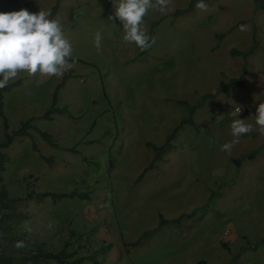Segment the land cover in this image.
Returning a JSON list of instances; mask_svg holds the SVG:
<instances>
[{
	"label": "rangeland",
	"instance_id": "rangeland-1",
	"mask_svg": "<svg viewBox=\"0 0 264 264\" xmlns=\"http://www.w3.org/2000/svg\"><path fill=\"white\" fill-rule=\"evenodd\" d=\"M8 1L0 12L57 5L73 66L61 77L22 72L3 95L8 130L30 119L51 143L32 129V140L0 149L2 186L16 199L6 207L0 200V254H56L68 242L66 253L84 264H151L152 253V264H264V135L250 117L264 101V0L203 1L207 11L198 1L183 14L191 0H171L144 17L155 40L147 50L126 43L119 19L109 20L113 0ZM64 77L55 108L66 111L42 119ZM239 77L241 87L219 92L221 81ZM236 119L254 130L229 154L221 146L234 139ZM171 133L172 148L151 167L146 144L160 146ZM239 158V167L230 162ZM44 191L89 199L27 197ZM159 214L178 222L158 226Z\"/></svg>",
	"mask_w": 264,
	"mask_h": 264
},
{
	"label": "clouds",
	"instance_id": "clouds-1",
	"mask_svg": "<svg viewBox=\"0 0 264 264\" xmlns=\"http://www.w3.org/2000/svg\"><path fill=\"white\" fill-rule=\"evenodd\" d=\"M170 3L171 0H113L115 13L109 20L119 19L126 43H134L141 50H147L155 40L149 37L143 26L144 17L150 9L165 12ZM196 7L203 11L208 9L203 0H199ZM50 15L49 11L44 10L37 13L27 9L0 12V89L22 72L29 76L39 73L47 77H61L72 68V45L59 21L50 19ZM101 40V33L97 32L94 38L97 49L101 48ZM234 111L239 114L241 107L236 105ZM250 117L254 118L259 132L264 135V101L259 103L256 114ZM230 127L234 139L221 146V150L229 154L239 143L240 136L254 130L253 124L244 119L232 121ZM16 246L24 247L23 241L17 242Z\"/></svg>",
	"mask_w": 264,
	"mask_h": 264
},
{
	"label": "trees",
	"instance_id": "trees-1",
	"mask_svg": "<svg viewBox=\"0 0 264 264\" xmlns=\"http://www.w3.org/2000/svg\"><path fill=\"white\" fill-rule=\"evenodd\" d=\"M15 0H9V2H14ZM199 0H191L188 7L183 10V11H178L177 14H183V13H187L190 11H193L195 9V4L198 2ZM203 1H208V0H203ZM57 11V5L53 6L50 10V19H54V16L56 14ZM230 55L232 56H239L241 55L240 52L235 51V50H231ZM249 54H246V56H248ZM245 56V57H246ZM67 77H64V80L61 81V83L55 88L53 96H52V100H51V104H50V108H48L44 114L42 115V119H46L49 120L51 119V116L55 113H63L66 110H57L55 108L56 103H57V91L58 88L63 85L66 80ZM20 84V80H17L13 83L8 84L5 88L0 89V121H1V127L4 131V138L3 140L0 141V149H5L8 148L13 140L15 138H22V137H29L32 140V136L30 134V130L34 129L38 132L39 136L51 143V138L48 134H46L45 132H42L40 130L35 129L32 125L31 122L32 120H27L23 123H21V125L19 126V128L15 131H9L8 130V123L6 120V117L4 115L3 112V95L5 93H8L9 91H11L13 88L17 87ZM236 86H242V81L241 78H233L228 82H224L221 81L219 84V92L225 94L226 96H229L233 91L234 88ZM206 97L208 98H212L213 95H206ZM192 114V113H191ZM174 133H171L169 136H167L166 140L163 142L162 145L158 146L156 144L153 143H147L146 146L148 148H150L153 152H154V157L152 160V165L151 167L154 165L155 162L159 161L163 154L167 151L170 150V148L172 147V145L170 144V141L173 137ZM32 149L37 151L36 145L33 144L32 145ZM257 151V150H256ZM254 151L252 153H249L247 155H245L244 157L242 156V158L245 159H253L255 157V155L257 154V152ZM43 161L47 164H51L52 160L42 157ZM7 159L4 155L0 154V200L4 201V207L9 206L11 203H13L14 201H16V199H8L7 193L4 189V187L2 186V182H3V177H2V172L4 171V166L6 163ZM241 158L239 159H231L230 162H232L236 167H239L241 165ZM27 197H35L36 199H38L39 201H43L44 199H50L53 203L61 201L63 199H81V200H88V193H79L76 191H73L71 193H56V192H50V191H44V192H38V193H34L31 192L29 194H27ZM186 216V215H185ZM178 219H175L173 221H169L163 218L162 215H159V226H165L168 224H174L177 223ZM136 243L131 244L130 246H134ZM69 246V243L67 242L64 245V248L59 252V253H51V252H44V251H40V252H36L34 254H21V255H17V256H9V257H4L2 254H0V264H16L18 261H23V262H32V263H38V262H43V261H54L57 264H84L83 262L85 261V259L83 258H76V259H72L73 258V254H67L66 253V249Z\"/></svg>",
	"mask_w": 264,
	"mask_h": 264
},
{
	"label": "crops",
	"instance_id": "crops-1",
	"mask_svg": "<svg viewBox=\"0 0 264 264\" xmlns=\"http://www.w3.org/2000/svg\"><path fill=\"white\" fill-rule=\"evenodd\" d=\"M19 1H20V0H15V1L12 2V3L9 2V1H8V2H9V4H13V5H14V4H17ZM12 7H13V6H12ZM11 10H12V8L8 9L7 12H9V11H11ZM139 54H140V53H139ZM16 81H17V80H16ZM171 148H172V147H171ZM159 215H160V214H159ZM159 215H158V226H159ZM163 218H164V217H163ZM164 219H165V218H164ZM172 220H173V219H172ZM169 221H171V220H169ZM134 243H136V244H135L133 247H135V246L137 245V242H134ZM128 247H132V246L129 245ZM129 251H130V250H129ZM152 252H153V251H152ZM152 252H151V253H152ZM151 253H150V254H151ZM152 254H153V256H151L150 259L145 260V261H148V262H150V261L152 260L153 262H150L151 264H152V263H155V260H154V253H152ZM138 257H139L138 260H140V259H143V260H144V258H143L142 256L140 257V255H139ZM145 261H144V262H145Z\"/></svg>",
	"mask_w": 264,
	"mask_h": 264
}]
</instances>
